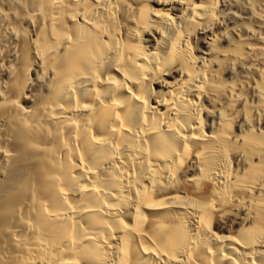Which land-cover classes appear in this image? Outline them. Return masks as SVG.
Returning <instances> with one entry per match:
<instances>
[{
	"label": "bare ground",
	"instance_id": "1",
	"mask_svg": "<svg viewBox=\"0 0 264 264\" xmlns=\"http://www.w3.org/2000/svg\"><path fill=\"white\" fill-rule=\"evenodd\" d=\"M0 264H264V0H0Z\"/></svg>",
	"mask_w": 264,
	"mask_h": 264
}]
</instances>
